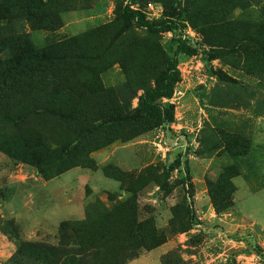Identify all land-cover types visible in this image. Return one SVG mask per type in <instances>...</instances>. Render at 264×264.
Instances as JSON below:
<instances>
[{"label": "rangeland", "instance_id": "374dc122", "mask_svg": "<svg viewBox=\"0 0 264 264\" xmlns=\"http://www.w3.org/2000/svg\"><path fill=\"white\" fill-rule=\"evenodd\" d=\"M44 2L46 16L17 17L8 33L58 48L52 91L34 84L24 102L66 120H7L0 101V144L13 153L0 150V264H48L18 251L59 246L74 223L107 234L100 245L123 264H264V0ZM126 8L181 24L152 32ZM180 38L197 52L178 55L181 80L163 100L174 121H118L138 112Z\"/></svg>", "mask_w": 264, "mask_h": 264}, {"label": "trees", "instance_id": "16d2710c", "mask_svg": "<svg viewBox=\"0 0 264 264\" xmlns=\"http://www.w3.org/2000/svg\"><path fill=\"white\" fill-rule=\"evenodd\" d=\"M47 4L44 0H0V101H4L3 113L7 120L21 121L33 125L31 115L40 110H50L51 115H58L66 120V113L61 107L51 109V105L35 100L28 107L24 100L28 98L31 86L38 83V87L43 92H51L47 89L50 85L51 65L57 59L58 48L48 45L41 49L35 48L21 30V34L12 35L8 33L9 21L19 17L31 22L32 26L38 16H46ZM124 15L136 20L139 27L147 28L152 32H161L180 27L181 22L176 20L160 21L157 23L149 22L143 17L139 10L126 8ZM6 22V25L3 24ZM53 47V48H51ZM175 56L168 62L167 68L161 72L156 80L155 86L147 89L139 98L138 112L128 117H121L118 121H130L134 125L147 124V128L163 127L172 123L175 116V106L171 103H165L163 100L171 98L175 92L177 83L181 80V71L179 68V54L194 55L196 48L180 38ZM19 98L18 108L11 106L12 98ZM80 107L74 106L75 113L80 114ZM95 125L89 127L94 131ZM91 132V131H89ZM31 134L34 132H30ZM0 144V150L13 156V153L6 150V147ZM70 233L63 228L61 243L59 246H50L45 244H29L24 250L19 249V255L26 256L39 262L48 264H123L129 257H119L113 261L105 252L106 243L100 245L102 238L107 234L102 233L95 237L86 235V227L83 224L74 223L68 226ZM85 228V229H84ZM140 228V223L136 220L130 226L134 233ZM134 233H131L135 236ZM119 235H114L117 239ZM137 239V237L135 238ZM100 240V241H99ZM113 240V239H112ZM70 245H72L70 247ZM125 243L119 244L115 255L119 251L126 252L128 247ZM262 253L261 250H258ZM22 259V258H21ZM19 259V260H21ZM13 261L19 262L18 258Z\"/></svg>", "mask_w": 264, "mask_h": 264}]
</instances>
